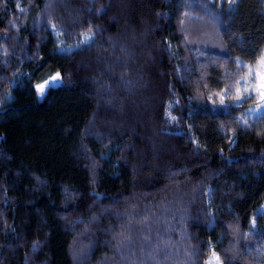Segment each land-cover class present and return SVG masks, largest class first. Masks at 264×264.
Masks as SVG:
<instances>
[{"label": "trees", "instance_id": "trees-1", "mask_svg": "<svg viewBox=\"0 0 264 264\" xmlns=\"http://www.w3.org/2000/svg\"><path fill=\"white\" fill-rule=\"evenodd\" d=\"M227 1L0 0V264H264V0Z\"/></svg>", "mask_w": 264, "mask_h": 264}, {"label": "rangeland", "instance_id": "rangeland-1", "mask_svg": "<svg viewBox=\"0 0 264 264\" xmlns=\"http://www.w3.org/2000/svg\"><path fill=\"white\" fill-rule=\"evenodd\" d=\"M212 1L213 0H209L210 3ZM219 2H222V0H218V3ZM227 2H228L227 5H230L232 0H228ZM199 7L200 9L199 10L197 9L198 13H196L195 11H191L193 15L194 14H197V15L189 16L186 19L187 20L186 21L187 32L190 35L189 37L190 44L197 43V41H202L206 49H212L219 53H223L224 48L222 47L220 40H219L218 23L216 24L213 21H211V18H209V10L204 9V8H207L206 6L201 4L199 5ZM182 29L184 28L182 27ZM262 57H264V53ZM237 64H238L237 65L238 69L243 68L245 70L242 78L240 79L238 78L239 81L237 79L235 80V82L237 81L238 83L240 82L238 85V89L240 90V93H241L240 101H242L243 99H247L249 97H252L253 99H255L254 104H252V106L246 112V118L251 119L254 117H259L260 115L264 113V100H261L258 94L257 86L259 84V74L264 72V66L261 65L260 60L255 64H245L237 60ZM55 76H57V74L51 76L49 79L46 80L49 82V84L45 85V90L43 94L38 93L37 88H36L37 85L35 86L36 96L38 99H41L44 96L45 92L47 91L49 87H55V86L60 85L61 83L60 77L58 80L52 79V77H55ZM44 82L41 84H44ZM245 87H247V89L249 90L251 94L245 91ZM240 101H238V103H240ZM263 211H264V202L258 208L257 213H262ZM252 225H253V221H252ZM235 250L236 249L233 248V251ZM205 264H222V263H221L219 256L211 252Z\"/></svg>", "mask_w": 264, "mask_h": 264}, {"label": "snow or ice", "instance_id": "snow-or-ice-1", "mask_svg": "<svg viewBox=\"0 0 264 264\" xmlns=\"http://www.w3.org/2000/svg\"><path fill=\"white\" fill-rule=\"evenodd\" d=\"M232 2H235V0H232ZM84 42H88L87 41V37L85 38ZM260 63H261L262 66H264V57H261ZM52 79L53 80H58L59 79V74H57V76H55V77H52ZM48 84H49V82L45 81L44 84L37 85L36 86L37 92L40 93V94H43V92L45 90V85H48ZM257 88H258V94H259L261 100H264V72L259 74V84H258ZM245 91L249 92L247 87H245ZM249 94H251V93L249 92ZM236 96H237V99H240L241 93H240L239 89H237Z\"/></svg>", "mask_w": 264, "mask_h": 264}]
</instances>
